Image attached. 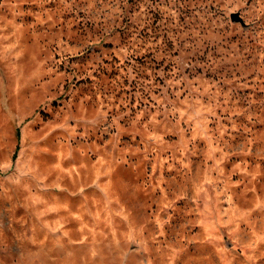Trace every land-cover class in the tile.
<instances>
[{
    "label": "rangeland",
    "instance_id": "1",
    "mask_svg": "<svg viewBox=\"0 0 264 264\" xmlns=\"http://www.w3.org/2000/svg\"><path fill=\"white\" fill-rule=\"evenodd\" d=\"M0 264H264V0H0Z\"/></svg>",
    "mask_w": 264,
    "mask_h": 264
},
{
    "label": "water",
    "instance_id": "2",
    "mask_svg": "<svg viewBox=\"0 0 264 264\" xmlns=\"http://www.w3.org/2000/svg\"><path fill=\"white\" fill-rule=\"evenodd\" d=\"M231 17L234 20H242V15L240 13H238V11H231Z\"/></svg>",
    "mask_w": 264,
    "mask_h": 264
},
{
    "label": "trees",
    "instance_id": "3",
    "mask_svg": "<svg viewBox=\"0 0 264 264\" xmlns=\"http://www.w3.org/2000/svg\"><path fill=\"white\" fill-rule=\"evenodd\" d=\"M18 131V130H17Z\"/></svg>",
    "mask_w": 264,
    "mask_h": 264
}]
</instances>
